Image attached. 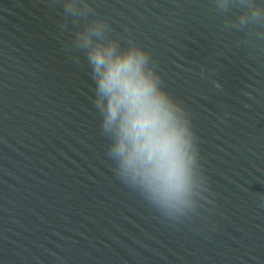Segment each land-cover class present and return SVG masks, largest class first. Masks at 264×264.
Here are the masks:
<instances>
[{
    "label": "water",
    "instance_id": "95a60500",
    "mask_svg": "<svg viewBox=\"0 0 264 264\" xmlns=\"http://www.w3.org/2000/svg\"><path fill=\"white\" fill-rule=\"evenodd\" d=\"M0 0V264H264V21L239 0ZM145 49L207 183L163 218L119 179L76 34ZM217 84L220 87H217Z\"/></svg>",
    "mask_w": 264,
    "mask_h": 264
},
{
    "label": "clouds",
    "instance_id": "9594fccd",
    "mask_svg": "<svg viewBox=\"0 0 264 264\" xmlns=\"http://www.w3.org/2000/svg\"><path fill=\"white\" fill-rule=\"evenodd\" d=\"M227 9L234 0H215ZM239 25L264 21V0H239ZM64 12L87 17V0H63ZM108 25L96 20L76 34L95 84L108 154L121 181L139 189L159 214L179 221L197 211L206 178L191 121L181 104L162 86L150 54L132 44L121 49L102 43ZM217 87H220L217 84Z\"/></svg>",
    "mask_w": 264,
    "mask_h": 264
}]
</instances>
